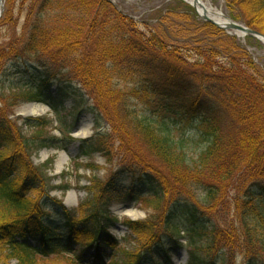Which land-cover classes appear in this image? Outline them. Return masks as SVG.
Here are the masks:
<instances>
[{
	"label": "trees",
	"instance_id": "16d2710c",
	"mask_svg": "<svg viewBox=\"0 0 264 264\" xmlns=\"http://www.w3.org/2000/svg\"><path fill=\"white\" fill-rule=\"evenodd\" d=\"M225 2L233 20L264 34V0ZM5 3L0 18V264H108L117 251L122 258L109 264H147L148 257L160 264L159 256L170 264L174 248L168 250L156 234L160 217L176 248L187 247V264H230L219 246L226 238L243 264H264V73L242 40L201 20V26L187 21L186 27L206 33L205 41L192 48L169 45L166 20L174 10L157 13V25L140 24L110 0ZM179 51L195 59H184ZM8 64L23 66L35 84L7 91L2 77ZM135 75L152 80L150 109L140 111L131 103L134 90L120 87ZM70 100L74 110L94 120L93 137L80 141L82 154L101 153L112 162L116 141L125 150L116 174L89 191V200L75 210L50 196L70 186L53 185L48 164L37 167L31 161L55 146L57 140L45 131L52 120H24L36 129L26 137L9 113L19 102L56 109V103L64 107ZM58 122L66 127L63 118ZM160 166L167 175L156 174ZM246 174L253 180L234 196L231 235L214 218L230 205V182ZM143 196L155 214L123 222L143 245L128 253L109 232L116 219L104 204ZM216 247L221 250L214 254Z\"/></svg>",
	"mask_w": 264,
	"mask_h": 264
},
{
	"label": "rangeland",
	"instance_id": "374dc122",
	"mask_svg": "<svg viewBox=\"0 0 264 264\" xmlns=\"http://www.w3.org/2000/svg\"><path fill=\"white\" fill-rule=\"evenodd\" d=\"M3 1V6L5 10L6 0ZM113 2L117 9L120 12H123L127 16L133 17L138 23L149 22L153 25L156 24V14L163 11V14H169V10H174L176 15L170 16L167 18L166 22V31L167 35L171 39L170 41H165L169 45H175L176 47L184 48L195 47L197 44H201L207 38L206 33H198L197 31L188 30L189 22L191 21L192 26L198 25L201 26V20L199 18V14L194 7L189 5L185 0H110ZM213 8H217L223 12L227 17L229 15V9L225 0H208ZM15 8V17L19 19V13L21 10L16 3ZM1 8V7H0ZM24 18L20 21L19 27L23 24ZM231 18V17H230ZM164 31V29H162ZM241 43L244 45V48L249 52L252 59L255 60L258 67L264 73V44L261 41L253 40L246 41L241 39ZM181 55L185 58L190 57L191 60L195 59L193 55H190L189 52L179 51ZM6 74L2 77V82H4L6 86V90H16L22 87L26 88L31 84H35L32 80L31 74L29 71L23 69V66L18 64H8L5 67ZM152 80L150 78L141 77L135 75L132 78H129L125 84L120 85L127 90H134V95H130L131 99L134 98L131 103L138 107L140 111L143 109H150L152 105H149L148 98H151L149 92L148 83H151ZM136 89V90H135ZM147 90V95L139 96V90L144 91ZM53 94L57 93V90L52 89ZM12 91H10L11 93ZM8 93V94H10ZM148 96V97H147ZM40 104V103H39ZM63 104L59 103L56 109L52 108V106H45L47 112L36 111L35 114L30 112L31 105H35L34 103H22L19 102L14 108L9 110L12 121L18 125L22 129V133L24 136L29 137L34 134L36 131L35 128L27 127L24 124V120L28 118L38 119L46 117L48 120H52V124L45 128L48 137H54L57 141L55 142V146L50 147L49 149H43L40 153L34 155L31 159L33 164L37 167L48 166L45 167L46 174L53 178V185L55 186H70V190L66 193H63L60 190L52 191L50 196L52 198H56L59 201L63 202V205L69 209L80 208L83 204H85L91 195H89V191L92 193L99 186L103 187L113 174H116L117 168L119 167L120 161L125 157L124 149L119 148V143L116 141L115 145L111 146L113 149L112 162H107V157L101 153H95L93 156H85L82 154L80 146L82 139H89L93 137L94 131V120L93 116L88 115L84 112H77L74 110L72 101H67ZM58 117L63 118L66 123V127L62 126L61 122H58ZM117 139V135L113 137V140ZM59 141V142H58ZM133 142H138V139L133 138ZM162 171H157L156 174L159 176L167 175V170L164 167L160 166ZM256 176V175H255ZM244 178L237 176L233 178L227 188L228 196L227 199L230 202L228 208H222L218 218H214L216 225L223 231H226L229 227L228 233H232L231 225L234 224L235 219V209H234V196H238L243 190L244 186L249 184L253 178L249 175L243 176ZM259 177V176H257ZM98 181L97 185L95 184ZM129 188H131L130 182L127 181ZM99 185V186H98ZM33 195V194H32ZM146 196L138 199L136 201L122 200V201H108L104 206L106 207V211L109 212V215L114 220L116 219V223L109 230L110 234L114 236L118 241H121L120 246L126 249L128 253L140 251L141 246L139 243V237L137 238L132 232L127 230V228L123 225L125 220H133V221H145L154 216V211L151 208H148L146 203H144ZM86 211V210H85ZM87 214V212H86ZM163 219L156 220L157 230V238L161 240L164 238V242L168 250L171 246L174 249L170 251V264H187L189 259L188 249L186 246L183 248H176L173 244V240L170 239L169 232L165 230L164 225L162 223ZM232 235V234H231ZM186 241L184 239L181 240V243L186 245ZM228 246H225V245ZM230 241L226 238L225 244L220 242L219 246L223 247L224 252L228 253L230 257V264H243V259L241 257V253L236 251H231ZM225 247V248H224ZM228 247V248H227ZM221 249L216 247L213 250V253L219 252ZM103 252L105 255H109L111 252L103 248ZM203 253V252H202ZM114 252L109 257L108 264L112 261H119L122 257L121 254L117 255ZM206 254V253H203ZM70 257V256H69ZM153 259V258H152ZM160 264H168L167 259H163L159 256ZM14 263V262H13ZM52 264V263H49ZM60 264V263H56ZM65 264V263H63ZM151 264V257H148V263Z\"/></svg>",
	"mask_w": 264,
	"mask_h": 264
},
{
	"label": "bare ground",
	"instance_id": "6f19581e",
	"mask_svg": "<svg viewBox=\"0 0 264 264\" xmlns=\"http://www.w3.org/2000/svg\"><path fill=\"white\" fill-rule=\"evenodd\" d=\"M189 5L195 7L200 15H206L209 19H212L214 22L218 23L220 26L224 27L226 24H228L231 21V18L227 17L223 14L222 11H220L217 8H213L208 0H185ZM234 34H237L240 38H244L245 35L243 32H232ZM245 39V38H244ZM30 112L32 114H35L36 111H42L47 112L44 105H31Z\"/></svg>",
	"mask_w": 264,
	"mask_h": 264
},
{
	"label": "water",
	"instance_id": "95a60500",
	"mask_svg": "<svg viewBox=\"0 0 264 264\" xmlns=\"http://www.w3.org/2000/svg\"><path fill=\"white\" fill-rule=\"evenodd\" d=\"M1 13L2 12L0 11V16H1ZM201 18L211 23L213 26H217L219 29H223L225 31L227 30L228 32L234 31L236 33L241 31L244 33L245 36L256 38L258 40H261L264 43V35L262 33L252 30L251 28L245 27L244 25L238 22H234L231 20L228 24H226V26L222 27L218 23L214 22L212 19H209L208 16H206L205 14L201 15Z\"/></svg>",
	"mask_w": 264,
	"mask_h": 264
}]
</instances>
